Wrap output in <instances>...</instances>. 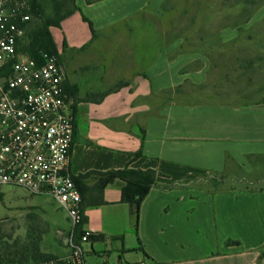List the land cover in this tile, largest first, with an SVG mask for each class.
<instances>
[{
	"label": "crops",
	"instance_id": "1",
	"mask_svg": "<svg viewBox=\"0 0 264 264\" xmlns=\"http://www.w3.org/2000/svg\"><path fill=\"white\" fill-rule=\"evenodd\" d=\"M157 5L154 0L92 5L76 0L78 11L50 28L58 58L76 61L101 32ZM232 36L199 40L228 42ZM226 51L188 52L176 42L161 50L134 83L100 101L105 93H94L90 76L85 80L83 71L61 65L74 115L70 174L156 173L139 209L137 232L132 208L121 201L123 182L100 192L95 179L82 180V229L95 234L85 246L88 264H264V257L259 262L264 188L210 193L194 186L201 174L223 173L230 163L250 171V159L264 158V104L217 100L222 94L214 88V55ZM163 96L167 103L154 112L156 98ZM229 240L238 244L228 245Z\"/></svg>",
	"mask_w": 264,
	"mask_h": 264
},
{
	"label": "rangeland",
	"instance_id": "2",
	"mask_svg": "<svg viewBox=\"0 0 264 264\" xmlns=\"http://www.w3.org/2000/svg\"><path fill=\"white\" fill-rule=\"evenodd\" d=\"M154 1L158 2L156 8H147L121 26L97 35L76 61L59 55L60 66L70 72L83 71L80 74L85 80L90 76L94 93L102 95L122 83H134L161 50L176 42L188 52L215 47L227 50L222 53L225 56L214 55V88L222 94L217 100L235 106L264 104V0ZM48 15L50 10L42 14L38 24ZM221 33L233 35L232 39L199 40ZM32 36L28 29L27 41ZM81 87L85 86L81 83ZM167 99L156 98L154 112ZM210 100L215 99L210 96ZM250 163V171L230 163L223 174H201L194 186L210 193L258 190L264 187V158H252ZM5 190L0 193V264H32L37 253L67 256L73 226L56 201L18 187Z\"/></svg>",
	"mask_w": 264,
	"mask_h": 264
},
{
	"label": "built area",
	"instance_id": "3",
	"mask_svg": "<svg viewBox=\"0 0 264 264\" xmlns=\"http://www.w3.org/2000/svg\"><path fill=\"white\" fill-rule=\"evenodd\" d=\"M33 0H0V190L18 187L52 197L73 226L69 253L32 264H88L90 232L82 196L70 174L74 115L56 54L25 50Z\"/></svg>",
	"mask_w": 264,
	"mask_h": 264
},
{
	"label": "trees",
	"instance_id": "4",
	"mask_svg": "<svg viewBox=\"0 0 264 264\" xmlns=\"http://www.w3.org/2000/svg\"><path fill=\"white\" fill-rule=\"evenodd\" d=\"M103 0H86L87 4L92 5ZM50 10V15L46 16L45 22H38L42 19V14ZM78 11L76 6V0H33V19L29 22L27 27L32 33V37H29V40L26 39L25 50L32 57L38 58L40 51L48 52L51 54H56L54 44L51 39L50 28L59 27L61 22L68 17L72 16L75 12ZM31 24V25H30ZM35 24V25H34ZM33 27V28H32ZM94 33V32H93ZM127 86V83H122L119 87L114 90H110L102 95L99 99H103L107 94L116 92L121 88ZM224 173V172H223ZM222 173V174H223ZM218 174V173H217ZM221 174V175H222ZM98 176L99 179L96 182L94 188L102 192L107 186L114 184L116 181H121L124 183L122 188V203L130 205L133 210V215L136 218V230L138 226L139 218V209L142 202L145 200L151 189L155 184L156 173L153 171H138L132 169H124L119 171H110L106 173H97L91 172L84 176L73 177L74 182L76 183L80 193L82 194L81 182L89 178L90 176ZM212 183L216 185L214 180ZM214 185V186H215ZM264 187L258 189L262 190ZM244 190H248L244 188ZM248 191H257V190H248ZM84 224V221H83ZM83 224L77 229L76 237L79 239L84 231L82 229ZM91 236L95 234L90 232ZM228 245H237V242L229 240ZM264 257V252L261 253L259 262ZM54 259L50 255L37 253L36 262L47 261Z\"/></svg>",
	"mask_w": 264,
	"mask_h": 264
}]
</instances>
